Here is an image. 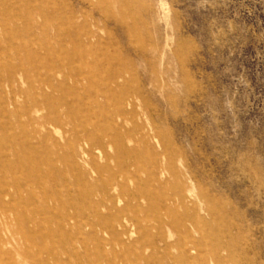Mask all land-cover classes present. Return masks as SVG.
Segmentation results:
<instances>
[{"label": "rangeland", "instance_id": "374dc122", "mask_svg": "<svg viewBox=\"0 0 264 264\" xmlns=\"http://www.w3.org/2000/svg\"><path fill=\"white\" fill-rule=\"evenodd\" d=\"M78 71H118L126 87L37 104L30 79ZM70 121H106L101 171L80 160ZM0 158L14 164L8 190L32 188L37 207L73 213L77 193L129 182L109 191L121 212L100 206L119 239L19 236L4 264H264V0H0Z\"/></svg>", "mask_w": 264, "mask_h": 264}, {"label": "bare ground", "instance_id": "6f19581e", "mask_svg": "<svg viewBox=\"0 0 264 264\" xmlns=\"http://www.w3.org/2000/svg\"><path fill=\"white\" fill-rule=\"evenodd\" d=\"M24 19L27 26H29L30 15H25ZM84 54L87 53L85 52ZM32 62L34 66L45 64L36 55ZM81 64V66L86 65L87 67L91 65L88 62ZM30 80L32 82L31 88L36 93L37 104L40 101L45 103L49 112H51L49 105L51 94L49 90H65L68 88L70 89V93H73L75 97L82 96L85 101L84 104L87 105L88 102H93L97 95H102L107 99H117V94L125 89L127 82L118 71L112 73L101 72L97 75L78 71L66 75L60 80L56 79L54 75L47 73L44 76H37ZM15 82L20 84L25 81L22 77L18 79L15 76H11L9 83L13 84ZM84 83L92 87L93 90L90 92L86 91ZM36 107L39 108V106ZM35 111H38V109ZM45 119L48 124L56 123L60 125L63 123L59 115L52 118H50V115H47ZM104 122L106 121H70L71 124H74V140L80 149V160L93 165L92 170L96 172L103 169V167L94 165L96 154H104L103 149L106 148V138L103 133ZM43 125L45 126L46 124L44 123ZM116 138L117 135L115 137L110 135V140H116ZM72 146L70 145V149H72ZM117 146L119 149H126L122 142L120 145L117 144ZM69 158L73 163L74 168L72 170H76L83 175L84 170L80 167L77 156L72 150L70 151ZM13 170L14 164L10 159H6L4 162L0 158V264H4V259L8 252L6 246L8 244L17 245L18 242L16 243L15 240L17 241V237L19 236L24 241L32 243L47 240L51 234L64 239L77 237L80 238L81 243H84L89 237L99 238L102 233L109 234L111 239H119L120 234L115 229V226L104 222L105 215L101 212L100 206L105 205L110 212L109 214H111V211L114 212L113 215H115V212H121L123 208L118 209L116 203L121 201L122 197L115 196L109 193V191L117 189V187L127 191V184L129 182L126 183L118 179L116 182L107 180L100 187L97 185V190L93 189L91 193H77L76 201L78 203L82 201V205L84 206L75 207L74 202H69V206L74 210L76 209L75 212L71 213L68 209L51 206L45 200L41 202V207H37L33 202L36 194L32 188L25 200H21L20 190L17 191L16 195L11 193L7 188L10 183L7 181L5 174H10ZM29 174L37 180L31 171H29ZM81 179L83 181V178ZM93 183L89 182L90 185H93ZM132 197L135 199L134 196ZM16 201L18 202L15 203ZM8 212H10V215ZM119 224L120 226H124V223L119 222ZM125 234H127V231ZM111 239L108 240V243L111 242ZM101 241H103L102 238ZM24 249L25 252L28 251L27 248ZM30 264L49 263L44 259H39L32 261Z\"/></svg>", "mask_w": 264, "mask_h": 264}]
</instances>
